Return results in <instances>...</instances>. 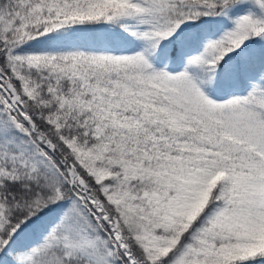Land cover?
I'll return each instance as SVG.
<instances>
[{
    "label": "snow or ice",
    "instance_id": "obj_1",
    "mask_svg": "<svg viewBox=\"0 0 264 264\" xmlns=\"http://www.w3.org/2000/svg\"><path fill=\"white\" fill-rule=\"evenodd\" d=\"M0 264H264V0H0Z\"/></svg>",
    "mask_w": 264,
    "mask_h": 264
}]
</instances>
